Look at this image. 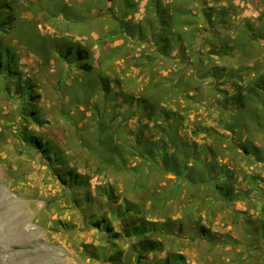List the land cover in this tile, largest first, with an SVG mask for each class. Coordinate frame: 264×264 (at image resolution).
Wrapping results in <instances>:
<instances>
[{
  "label": "rangeland",
  "instance_id": "374dc122",
  "mask_svg": "<svg viewBox=\"0 0 264 264\" xmlns=\"http://www.w3.org/2000/svg\"><path fill=\"white\" fill-rule=\"evenodd\" d=\"M66 1L0 0V175L22 200V217L31 213L49 237L56 264H264V0L234 35L236 49H250L249 62L234 56V88L196 86L207 103L224 91L216 117L226 113L232 124L213 146L229 157L233 179L249 174L226 190L196 187L193 162L180 171L193 159L200 118L193 104L182 106L187 92L172 93L177 110L168 115L191 133L187 146L168 142L156 122L151 141L129 139L143 115L104 89L98 69L81 68L78 48L90 53L82 37L100 24ZM112 1L131 8L132 0ZM31 244L22 243V264Z\"/></svg>",
  "mask_w": 264,
  "mask_h": 264
},
{
  "label": "crops",
  "instance_id": "0c3cea01",
  "mask_svg": "<svg viewBox=\"0 0 264 264\" xmlns=\"http://www.w3.org/2000/svg\"><path fill=\"white\" fill-rule=\"evenodd\" d=\"M66 2L75 11L84 4L88 18L97 19L100 24L94 28L96 32L91 28L90 34L82 37L85 44L90 41L88 45L84 44L89 46L90 53L87 55V50L78 48V57L84 60L81 68L98 69L103 76L102 82L105 81L104 89H115L119 102L131 103L143 115L140 122L132 120L135 133L129 139L141 143L151 141L154 137L149 129L156 122L169 129L168 142L176 140L186 145L191 133L183 134L179 129L183 121L168 115L177 110L176 104L170 101L172 93L176 91L184 95L187 92L188 101L180 98L182 106L193 104L198 108L200 118L194 126L196 151L193 159L180 171H186L193 162L195 185L200 189L208 182H216V188L224 190L237 184L243 187L245 174L247 178L249 174L238 171L233 179L229 157L225 152L218 154L213 146L214 139H221L218 134L228 133L227 127L232 124V118L226 113L223 117H216L214 105L223 104L222 97L217 99V96L224 91H217L212 103H207L196 86L212 82L213 89L234 88L235 76L231 73L235 66L234 56L249 62L250 53L248 48H235L234 35L242 30L244 18L256 13L255 6L261 1L132 0L128 4L131 8L119 7L112 0H104V8L103 0ZM106 8L113 10L111 17ZM119 11L123 14L121 20L115 16ZM76 19L78 17L73 16L66 22L67 32L74 29ZM110 25H113L111 29ZM249 80L248 77L246 84L243 82L242 89L250 83ZM127 95H131L132 100H128ZM172 133L178 139L173 138ZM169 173L175 174L176 171L170 170ZM156 249L153 246L150 251ZM181 264L188 263L183 260Z\"/></svg>",
  "mask_w": 264,
  "mask_h": 264
},
{
  "label": "bare ground",
  "instance_id": "6f19581e",
  "mask_svg": "<svg viewBox=\"0 0 264 264\" xmlns=\"http://www.w3.org/2000/svg\"><path fill=\"white\" fill-rule=\"evenodd\" d=\"M22 214V200L16 192L11 193L6 177L1 174L0 255L3 253H8L12 257V261L9 264H22V254H24L22 253V243L31 242L34 244L33 246L27 249L24 248V251L28 253V259L26 262H24V264L58 263L57 254L59 253L56 254L55 249L50 247L52 242L46 234L40 232L41 226L38 223H33L31 220L33 218L30 215L31 213L27 214L25 219L22 217ZM41 230H43V228ZM42 251L45 252L44 256L40 255ZM66 253L68 254V250ZM26 257L27 256H25V258ZM67 257L68 256H65L64 263L67 262ZM0 261H2V257H0Z\"/></svg>",
  "mask_w": 264,
  "mask_h": 264
}]
</instances>
